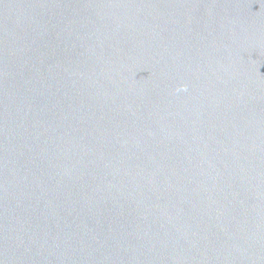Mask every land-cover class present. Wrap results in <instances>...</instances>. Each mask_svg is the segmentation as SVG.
Instances as JSON below:
<instances>
[{
  "label": "water",
  "instance_id": "1",
  "mask_svg": "<svg viewBox=\"0 0 264 264\" xmlns=\"http://www.w3.org/2000/svg\"><path fill=\"white\" fill-rule=\"evenodd\" d=\"M0 264H264V0H0Z\"/></svg>",
  "mask_w": 264,
  "mask_h": 264
},
{
  "label": "clouds",
  "instance_id": "2",
  "mask_svg": "<svg viewBox=\"0 0 264 264\" xmlns=\"http://www.w3.org/2000/svg\"><path fill=\"white\" fill-rule=\"evenodd\" d=\"M178 91H182V92L187 91V87L186 86L182 87V88L178 89Z\"/></svg>",
  "mask_w": 264,
  "mask_h": 264
}]
</instances>
